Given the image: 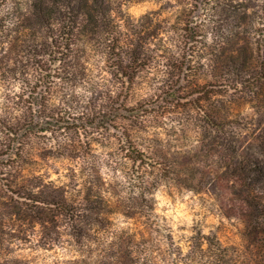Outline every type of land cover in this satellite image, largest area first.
Returning <instances> with one entry per match:
<instances>
[{"label": "trees", "instance_id": "obj_1", "mask_svg": "<svg viewBox=\"0 0 264 264\" xmlns=\"http://www.w3.org/2000/svg\"><path fill=\"white\" fill-rule=\"evenodd\" d=\"M183 2L173 24L154 14L137 22L117 17L112 0H30L22 15L14 0L0 4V224L28 219L45 224L58 215L75 223L76 212L87 211V196L102 191L98 160L79 151L95 142L93 134L140 130L145 122L133 119L142 115L200 113L198 104L179 103L191 95L206 107L216 87L208 78L236 89L252 77L256 84L264 80L262 68L250 70L254 50L245 41L255 29L254 6L236 0ZM259 8L263 14L264 0ZM151 71L153 77L140 84ZM138 91L143 98L132 106L128 101ZM122 136L104 139L127 145V159L144 167L139 154L145 153L133 136ZM56 152L83 160L84 168L68 172L70 179L91 181L79 190L82 204L68 199V186L45 189L37 183L42 175L27 183L26 162ZM151 153L155 160H168Z\"/></svg>", "mask_w": 264, "mask_h": 264}, {"label": "rangeland", "instance_id": "obj_2", "mask_svg": "<svg viewBox=\"0 0 264 264\" xmlns=\"http://www.w3.org/2000/svg\"><path fill=\"white\" fill-rule=\"evenodd\" d=\"M29 1L14 0L20 15ZM236 1L254 6L255 29L245 41L254 50L251 72L262 68L264 77L263 0ZM112 2L115 16L136 22L154 14L173 24L184 8L183 0ZM208 80L216 87L206 107L191 95L179 103L198 104L200 113L142 115L132 118L145 122L140 130L93 134L95 142L79 151L98 160L100 195L87 196V211L76 212L75 223L58 215L45 224L30 219L0 224V264H264V169L258 170L264 166V80L256 84L252 77L239 89ZM142 93L131 96L129 104H138ZM122 134L133 136L137 150L145 153L139 154L144 167L127 159V145L104 139H122ZM149 147L168 160H155ZM84 166L83 160L56 152L27 161L24 176L31 183L42 175L37 183L45 189L68 186V199L79 205L85 197L79 190L91 181L70 179L68 172ZM50 214L58 213L52 209Z\"/></svg>", "mask_w": 264, "mask_h": 264}]
</instances>
